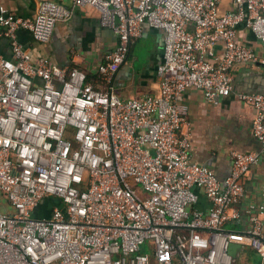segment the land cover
Masks as SVG:
<instances>
[{
  "label": "built area",
  "instance_id": "2783aa9c",
  "mask_svg": "<svg viewBox=\"0 0 264 264\" xmlns=\"http://www.w3.org/2000/svg\"><path fill=\"white\" fill-rule=\"evenodd\" d=\"M72 0L91 7L118 43L97 71L34 59L20 31L48 43L72 11L43 0L35 17L0 1V264H234L231 245L250 247L264 264V207H250L251 227L229 230L259 153L231 154L220 181L192 161L183 130L189 91L211 104L233 92L234 72L260 63L245 28L264 47V0ZM148 26L162 33L157 97L120 100L112 89L131 46ZM221 48V51H218ZM255 111L253 136L264 150V95L240 94ZM201 191L207 212L196 206ZM58 202V203H57ZM46 206V209H44Z\"/></svg>",
  "mask_w": 264,
  "mask_h": 264
},
{
  "label": "crops",
  "instance_id": "0c3cea01",
  "mask_svg": "<svg viewBox=\"0 0 264 264\" xmlns=\"http://www.w3.org/2000/svg\"><path fill=\"white\" fill-rule=\"evenodd\" d=\"M17 16L35 17L43 0H0ZM72 11L71 17L57 24L48 43H39L31 33L20 31L18 40L34 59L47 58L60 67H74L88 76V82L102 90L97 71L104 58L113 52L118 40L112 30L101 25L100 13L91 7L76 8L72 0H51ZM231 9L230 0L221 2V11ZM244 43L257 54L260 63L241 66L234 72L233 92L221 99L217 105L209 103L196 91H189L177 99V104L188 112V124L183 130L191 143L192 161L212 169L220 181L232 173L233 152L259 153V162L251 168L245 182V191L239 205L240 219L226 225L229 230L245 231L251 227L250 207H264V150L252 132L255 111L243 104L240 94L264 95V47L247 29H241ZM162 33L148 26L142 29L141 37L131 46L127 61L117 71L112 81L114 95L120 100H140L157 97L159 80L156 69L162 61ZM221 51V48L218 50ZM0 52L8 59L13 58L8 39L0 41ZM197 208L207 212L209 203L201 191ZM3 210L12 209L0 196ZM264 229V215L261 216ZM234 264H260L259 255L250 247L234 251Z\"/></svg>",
  "mask_w": 264,
  "mask_h": 264
},
{
  "label": "water",
  "instance_id": "95a60500",
  "mask_svg": "<svg viewBox=\"0 0 264 264\" xmlns=\"http://www.w3.org/2000/svg\"><path fill=\"white\" fill-rule=\"evenodd\" d=\"M58 203V202H57ZM238 244H233V245H231V251H230V255L232 256V257H234V251L236 250V249H238Z\"/></svg>",
  "mask_w": 264,
  "mask_h": 264
},
{
  "label": "flooded vegetation",
  "instance_id": "af4514ba",
  "mask_svg": "<svg viewBox=\"0 0 264 264\" xmlns=\"http://www.w3.org/2000/svg\"><path fill=\"white\" fill-rule=\"evenodd\" d=\"M44 209H46V206H44Z\"/></svg>",
  "mask_w": 264,
  "mask_h": 264
}]
</instances>
